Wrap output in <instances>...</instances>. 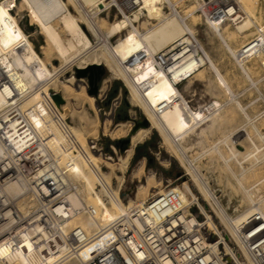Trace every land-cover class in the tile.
<instances>
[{"label": "bare ground", "instance_id": "6f19581e", "mask_svg": "<svg viewBox=\"0 0 264 264\" xmlns=\"http://www.w3.org/2000/svg\"><path fill=\"white\" fill-rule=\"evenodd\" d=\"M113 1L120 11V16L107 20L110 8L115 6L111 5ZM177 1L138 0L140 6L128 14L130 11L128 0L118 2L117 0H0V78L9 80L14 88L4 87L3 90L0 88V114L8 110L10 101L7 99H19L16 102V108L27 123L38 133L53 155L59 161L68 164L67 176L76 186V191H70L67 194L72 207L79 209L84 203L92 205L98 213L99 223L112 218L117 213L125 212L129 207L140 206L151 194L156 198L162 193L161 180L158 181L152 171L144 174L145 164L144 160H141L131 170L133 175L131 177H136L139 181L133 197L127 196L126 206L119 202V190L133 154V147L140 144L151 130L155 129L163 139V143L167 145L168 148L166 145L165 147L169 149V155L178 159L185 167V174H190L195 180L201 196L214 200L216 213L227 230L223 228L226 236L239 242V234L250 217L257 212L264 214V196L260 192H257L259 195L255 192L261 188L259 184L264 183V175L253 182L254 184L249 183L250 186H246L248 183H245L255 172L264 170V132L255 125L257 119L255 122L254 114L249 116L239 99L233 96L235 93L231 83L228 82L229 79L223 75L224 73L220 71L199 40L196 39V44L186 36L187 32L195 34L192 24L196 18L193 19V23H190L192 22L190 20V22L187 21L190 15L199 17L194 13L195 5L180 12L173 8ZM164 2L169 4L171 10L169 13L164 10ZM236 2L242 11V18L234 24V27L236 33H244L250 26L255 25L252 19L255 1L236 0ZM69 6L77 10V14L72 13ZM11 8L15 9V14ZM101 13H105V16ZM23 18L29 31L23 28L21 23ZM206 21L212 33L234 58L243 75L254 83L247 61L253 57L262 60L264 54H247L239 58L237 51L240 46L231 44L235 35L227 31L228 26H223L224 23ZM81 24L85 25L87 31L95 37L96 43H92ZM38 35L41 37L40 52L35 49L32 41ZM113 37L116 38L114 42H111L110 39ZM179 43L183 45L173 54L175 60L168 72L158 68L153 61L154 54L165 48L171 49ZM142 53L147 54L148 61H142L140 57ZM51 58L58 60V64H54ZM73 62H76L77 68L99 64L110 72L108 78L102 81L97 97H101L106 92L109 78L121 79L128 88L130 101L143 110L148 121L147 126H140L133 130L123 154H118L115 162H112V156L109 154L104 156L94 153L88 145V140L81 142L79 134L87 128V125L95 136L93 138H97L99 113L95 106L97 97L87 93L86 85L80 84L82 79L76 80L73 73L65 79H58L59 72L64 71ZM207 63V67L213 71L217 84L224 90L221 95L227 94L228 97L226 96L227 99L221 102L218 98H213L193 108L186 94L189 96L195 94L193 80L205 81L206 77L202 75L201 67ZM210 78L206 79L209 82L207 89L213 94L215 85ZM178 83L183 84L179 87L176 85ZM50 89L62 96L63 102L59 108H56L48 97ZM11 92L12 96H10ZM216 92L218 96V91ZM261 95L264 98V94ZM231 102L243 113L245 117V119L243 117V124L239 125L240 121L239 126L236 124L237 127L230 128L228 132L226 131L228 128L224 129L226 133L223 131V136L221 134L218 140L216 138L215 143L209 144L212 146L203 150L202 153L208 154L211 151L214 155H218V160L222 159L228 173L234 177L236 184L238 183L237 186L246 193L244 194L248 205L247 211H242L235 216L226 213L214 199L204 173H200L197 160H200L202 153H196L198 155L190 157L187 151L189 152L192 146L183 144L185 138L192 134L200 138L198 144L206 133L207 135L208 132L212 133L216 126L226 122L229 115L227 116L226 112L223 113V109ZM71 103L79 104V107L69 108ZM164 104L165 107L158 112L157 109ZM260 114H264V111L256 114V118ZM67 117L70 118L72 125L64 122ZM225 118L226 121H224ZM124 124L116 123L112 131L103 125V134L106 133L105 135L108 136L114 133L118 136L119 133H124L121 131ZM247 125L253 128L258 139L247 129ZM195 142L193 145L196 144ZM222 143L227 148L226 153L221 150L222 146H219ZM214 155L210 154L212 158ZM231 160L234 161L235 167L231 166ZM102 165L107 170H102ZM224 166L221 165L223 168ZM93 169L98 171V178L103 186L108 187L112 179L116 181L115 189L108 191L109 201L104 204L99 202L92 192L89 173ZM143 174L146 175L144 181L140 180ZM83 181L85 184L82 186ZM170 187L178 191L184 203H189L190 198H196L186 180L180 185L171 184ZM20 191H22L21 184L13 183L9 186L11 194H17ZM199 209L205 215L207 227L213 228L222 235L214 216L209 215L201 204ZM220 222L219 225H221ZM95 223L94 219L80 211L72 213L69 218V225L89 226ZM93 250L94 245L91 243L80 251L76 259L64 264H81V261L92 254Z\"/></svg>", "mask_w": 264, "mask_h": 264}, {"label": "built area", "instance_id": "2783aa9c", "mask_svg": "<svg viewBox=\"0 0 264 264\" xmlns=\"http://www.w3.org/2000/svg\"><path fill=\"white\" fill-rule=\"evenodd\" d=\"M128 1L130 10L140 6L138 0ZM191 1L205 21L234 25L242 18L236 0ZM164 8L170 10L167 2ZM186 36L197 44L195 34L187 32ZM182 45L154 54L155 65L168 72L175 60L173 54ZM255 53L264 54L262 26H255L253 35L237 51L239 58ZM140 57L148 61L147 54ZM4 87L13 88L1 77V90ZM105 96L98 97L100 102ZM7 100L8 110L0 114V264H64L76 259L91 243L94 250L81 264H264L262 212L250 217L236 242L222 227V235L207 227L205 215L200 210L202 217L193 212L197 198L184 203L171 183L163 184L156 198L151 194L140 206L129 207L102 223L97 221L92 205L73 208L67 194L76 191V186L67 176L68 164L59 161L27 123L16 108L19 99ZM95 102L98 112L112 120L115 103L107 106ZM88 141L94 153L107 155L98 138ZM109 147L116 154L115 147ZM13 183L21 184L22 191L11 194L9 186ZM95 189L99 192L100 187ZM123 192L119 190L121 197ZM79 211L96 223L69 225L71 214Z\"/></svg>", "mask_w": 264, "mask_h": 264}, {"label": "rangeland", "instance_id": "374dc122", "mask_svg": "<svg viewBox=\"0 0 264 264\" xmlns=\"http://www.w3.org/2000/svg\"><path fill=\"white\" fill-rule=\"evenodd\" d=\"M7 1H9V0H7ZM14 1H18V0H14ZM118 1L119 0H117V2ZM254 1H255L254 13L252 15V19H253L255 25H258V26L260 25V26L264 27V25H262V24H264V0H254ZM193 4L194 3L191 0H178L175 4V9H177L180 12H183L187 9H190V6H192ZM111 5H115V6H112L110 8L109 13L106 17L107 20H113L114 18H117L120 16V11L116 7L115 1H113L111 3ZM69 8H70L72 13L77 14L78 11L75 10L72 6H69ZM11 10L15 14V9L11 8ZM164 10L166 13H169L171 11V10L168 11L167 8H164ZM130 12H131V10L128 11V14ZM194 13L198 14V12H195V11H194ZM101 15L105 16V13H101ZM193 16L194 15L188 16L187 21H189V20L192 21V22L189 21L190 23H193L195 21L192 24V26L194 28V33H195L197 39L203 45V47L209 53V55H211L213 61L217 65V67L220 69V71L222 73H224L223 75L229 79V80L228 79L227 80L229 83H231V85H232L231 88L234 90L233 92L234 93L239 92L237 98L239 99V102L244 106L245 111L249 114V116L254 114L253 115L254 121L257 119L256 120L257 122L255 121L256 122L255 125H258L257 126L258 129L261 132H264V114H260V115H262V116L259 115L260 118H259V116L257 118L255 116L256 114H259L260 112L264 111V98H262V95H261V94H264V57H262V60H259L255 57H253L247 61V65L249 66V70H250V74H251L250 76H251L252 80L255 81L254 83L250 82V80L246 76H244L243 73L240 71L239 66L235 62L234 58L231 55H229V53L225 50V48L223 47V45L221 44L219 39H217V37L212 33V31L210 30V28L208 26L207 21H205L204 18L199 14H198L199 17H193ZM194 18H196V19L193 21ZM21 23H23L22 25H23V28L25 31L30 30L29 27H27L25 25V18H23L21 20ZM255 25L250 26L246 31H244V33L243 32L242 33H236L235 27L231 23H224L223 26H228L227 31H229L230 34L232 32L233 36L235 35L233 37V40H232L233 42H231V44L232 45L237 44L239 47L253 35V33L255 31ZM81 27L86 32V34L88 35V37L90 38L92 43L93 44L96 43L95 37L87 31L85 25L81 24ZM139 27L141 29V26H139ZM115 38L116 37L111 38L110 41L114 42ZM32 41H33L35 49L38 52H40L39 44L41 41V37L38 35L37 38H33ZM165 50H166V48H165ZM51 61L54 64H58V62H59L58 60H54L53 58H51ZM250 63L253 64V66ZM75 65H76V62H73V63H71V65H68L64 69V71L62 70L61 72H59L58 79H60V80L65 79L66 77H68L70 75V73L71 74L73 73V75H74L75 68H76ZM207 65H208V63L203 65L204 67L203 66L201 67L202 68V75L203 76L205 75V77H206L205 81L193 80L192 86L195 89V92H194L195 94L193 96H189V94H186L187 97L190 99L189 104L191 107L193 106V108L198 106V104H203L205 102L213 100V98H218L221 102V101H225L224 99H227L226 96L228 97L227 94L221 95L224 93L223 92L224 90H222L221 87H219V85L217 84L216 80L213 77L214 76L213 71H211L210 68L207 67ZM102 68L104 69V73L101 77V80L98 83V89H99L100 85L102 84V81L104 79L108 78V76L110 75V72L104 66H102ZM260 77L262 80L258 79ZM208 78H210V80L213 81L212 83H214L213 85H215L214 90H213L214 95L210 91H208V89H207L209 86V82H208V80L206 81V79H208ZM75 79H76V77H75ZM255 79L257 80V83H256ZM76 80H74V82H76ZM80 84H82V85L85 84L86 85V91H87L88 81H87L86 77H83V81H82V83L80 82ZM107 84L109 86H107L106 92L100 97V98H102V97H104V95H106L105 98H103L102 102H100L99 98L96 96L97 98L95 101H97V103H99L100 105L103 104V105H107V106L115 103L116 110H115V114H114V117L112 120H110L109 117L105 118L101 113L98 112L99 113V117H98L99 126H98L97 138L99 139V143L101 144V146L104 149V154L112 155V162H115L117 155L123 154V150L120 149L122 146L120 143V140L129 139L130 134L133 132L134 124L138 121H141L142 119H145V114L143 113V110L139 106L135 105L133 102L130 101L128 88L125 86L124 82L121 79L109 78ZM181 84H183V83H179L178 86L179 87L182 86ZM247 86H249V87L247 88ZM50 91H53V90L50 89ZM216 91H218V96L216 94L217 93ZM252 100H253V102H252ZM232 104H233V102L229 103L223 109V113L226 112V115L227 116L229 115L228 116L229 118L226 117L227 121L225 118L224 121H226V122L223 121L224 123H220L218 125L219 127L216 126L214 128L215 131L212 130L211 131L212 133L208 132V135L206 133V135L203 136V137H205V136L206 137L201 138L202 142L200 141L197 144V142L200 138L195 137L196 135H194V134L185 138V140L183 141L185 143H183V144L192 146L190 148L191 152L187 151V153H190V154H188L190 157H194V156L202 153L203 150H206L209 147H211L212 145H209V144H212V142L214 144L215 143L214 140L216 138L218 140V138L221 137V134L223 136V134L226 133V131L228 132L231 129H233L232 127H234V128L237 127L236 124L238 125V123L240 121H241V124L239 123V125L243 124L242 123V122H244L243 113L240 110H238L234 104L233 105ZM95 106L97 108L96 102H95ZM72 107H79V104L74 105L73 103H71L69 105V108H72ZM88 111L91 113V110L88 109ZM227 113H229V114H227ZM234 115L235 116L237 115V116L235 117ZM244 119H245V117H244ZM64 122L71 124V125L73 124L70 121V118H68V117L64 120ZM119 122L125 123L122 126V130H121L124 133H119L118 136L114 133L108 134V136L105 135L106 133L103 134V128H102L103 125H105L106 128H109L110 131H112L115 128V124L119 123ZM126 124H128V125H126ZM126 126H129V127H126ZM226 128H228V129H226ZM224 129H226V131H224ZM247 129L251 131V134L253 133V135H254V137H256V139H258V137L255 135L253 128H251L250 125H247ZM223 131H224V133H223ZM91 133H92V131H91L89 125H87V128L85 130H82L79 134L81 142H83L82 140H88V138L95 137L93 135V133L92 134ZM186 141H188L190 144L188 142L186 143ZM194 142L196 143L195 145H193ZM110 144L115 147L116 154H114L112 152L111 148L109 147ZM165 145L166 144L163 143V139L161 138L159 133L155 129H152L151 132L146 137V139H144L140 144L136 145L135 157L130 161L128 168L124 173V181H123L120 189L122 191H129L128 196L133 197L135 190H136V186H137L139 181L137 180L136 177H131V176H133V175H131V173H132L131 170H132V168L137 166V164L141 160H144V164H145L144 165V168H145L144 174H149L152 171L154 173V175L156 176V179L158 178L157 179L158 181H159V179L161 180L160 181L161 186L163 184H166V183L180 185L184 180H186L190 184V187H191L193 193L195 194V196L197 198V203L193 207V212L198 213L200 215V217H202L201 213L199 212V210H200L199 205L201 204V205H203V207L206 209V211L211 216H214L215 222L219 225L220 219H219V217L216 213V210H215L216 206H215V203L213 202L214 200L210 199L208 197L201 196V194L199 193V188H198L195 180H193V178L190 174H188V175L185 174L186 173V170L184 169L185 167L181 164V162H179L178 159L169 155V153H170L169 149H167L168 147L166 145V147H167L166 148ZM201 146H202V148H201ZM219 146H222L221 150H223L224 153L227 152V148L223 143H222V145L220 144ZM199 149H202V151H199ZM196 153H198V154H196ZM202 154L199 157L200 160L199 161L197 160V163L199 162L198 165H199L200 173L201 174L204 173L205 180H207L206 182H208L207 185H209V189L211 190V193L214 195V199L222 206L223 210L231 216H233V215L235 216V215L241 213L242 211L246 212L247 211L246 208L248 207L247 202L245 201V196H246L245 194L246 193L241 190L242 188L240 186H237L238 183L236 184V180L234 179V177L231 176L230 173H228V170L225 168L222 159H220L221 161L218 160L219 159L217 157L218 155H214V152L211 153V151L208 153L209 155L206 153L205 154L202 153ZM210 154L214 155V157H213L214 159L210 156ZM215 154H217V153H215ZM143 157H144V159H141ZM210 160H212V161H210ZM212 162H213V164H212ZM215 162H217V163H215ZM233 162L234 161H232V160L230 161L231 166L235 167L236 165H234L235 163H233ZM200 164H201V166H200ZM221 165L224 166V168L221 167ZM101 169L107 170V168L104 165L101 166ZM224 172H226V173H224ZM144 174L140 176V180H142V181L145 180L144 178L146 175H144ZM262 175H264V170L259 171V172H255L252 176L248 177L247 182L245 181V183L246 184L248 183V184L247 185L245 184V185L250 186L249 183L254 184L253 182L257 181V179ZM89 176L91 179L92 192H93V195H95L94 197L98 198L99 199L98 201L101 202L102 204L108 202L109 201L108 191L115 189L116 181L114 179H112V182L110 183V185L108 187H106L105 185L103 186L100 179L98 178L99 177L98 171L96 169H93L89 173ZM229 181H230V183H229ZM81 184L83 186L85 184V181H83ZM259 185H261V188L259 186V188H260V189H258L259 191H255V192L256 193L260 192V194H262V196H264V183L259 184ZM95 186H99L101 188V190H99V192H97V190L95 189ZM253 190L254 189H252V191ZM106 199H107V201H106ZM126 199H127V197L125 199H122V197L119 195V202H121L123 204V206H126ZM215 216H216V218H215ZM220 224H221V222H220ZM221 225L219 227L220 228L222 227L226 230V228L223 225L222 226Z\"/></svg>", "mask_w": 264, "mask_h": 264}, {"label": "water", "instance_id": "95a60500", "mask_svg": "<svg viewBox=\"0 0 264 264\" xmlns=\"http://www.w3.org/2000/svg\"><path fill=\"white\" fill-rule=\"evenodd\" d=\"M103 73H104V69L99 64L89 65L84 68H75V77L77 78L86 77L87 78V81H88L87 93L93 96L97 95L98 83L101 80ZM48 97L56 108H59L60 104L63 102L61 94L56 91H50L48 93ZM147 124H148L147 119L146 118L142 119L141 121H138L134 124L133 130H135L136 128L140 126H147ZM128 142H129V139L120 140V143L122 145L120 149L124 151L125 146L128 144ZM128 192L129 191H124L122 193V199H125L128 196Z\"/></svg>", "mask_w": 264, "mask_h": 264}, {"label": "crops", "instance_id": "0c3cea01", "mask_svg": "<svg viewBox=\"0 0 264 264\" xmlns=\"http://www.w3.org/2000/svg\"><path fill=\"white\" fill-rule=\"evenodd\" d=\"M135 148H136V145L133 147V154H132V156H131V158H130V161L135 157ZM141 159H144V157L141 158ZM129 163H130V162H129Z\"/></svg>", "mask_w": 264, "mask_h": 264}, {"label": "trees", "instance_id": "16d2710c", "mask_svg": "<svg viewBox=\"0 0 264 264\" xmlns=\"http://www.w3.org/2000/svg\"><path fill=\"white\" fill-rule=\"evenodd\" d=\"M137 156V155H136Z\"/></svg>", "mask_w": 264, "mask_h": 264}]
</instances>
